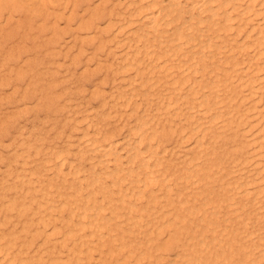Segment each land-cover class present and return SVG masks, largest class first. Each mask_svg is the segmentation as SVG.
Segmentation results:
<instances>
[{"label":"bare ground","instance_id":"bare-ground-1","mask_svg":"<svg viewBox=\"0 0 264 264\" xmlns=\"http://www.w3.org/2000/svg\"><path fill=\"white\" fill-rule=\"evenodd\" d=\"M18 14L39 19L57 43L61 30L70 33L64 62L108 51L112 63L96 59L95 69L119 81L113 110L82 114L93 128L78 127L73 157L40 132L11 139V159L0 166V264H264V0H0L2 39L21 26ZM84 43L95 50L85 53ZM55 48L51 64L60 66ZM96 82L91 96L106 106ZM111 114L132 116L126 132L105 127Z\"/></svg>","mask_w":264,"mask_h":264},{"label":"rangeland","instance_id":"rangeland-1","mask_svg":"<svg viewBox=\"0 0 264 264\" xmlns=\"http://www.w3.org/2000/svg\"><path fill=\"white\" fill-rule=\"evenodd\" d=\"M18 15H20L21 16V18L22 19H24V21H26V22H22V24H21V26L20 27H17V26H15V30L13 29V27L11 26V27H9V28H7L6 30H7V33H5V35H4V37H3V39H2V37L1 36H3V35H0V61H1V57H3V54H7V52L8 51H15V55H13L14 57H13V61H12V59L9 61H7V63H5V65H1L0 64V82H1V78L2 77H4V78H6V80L9 82H7L6 80L4 81V82H1V84H0V104L2 105H0V125H3L4 126V129L2 130V131H0V132H2V133H0V144H1V146H0V150H2L3 152H1L0 151V156L3 158V160L2 159H0V166H1V169L3 170L4 168H6V163L8 162V160H10L11 159V157H10V155H11V152L13 151V148H14V145L15 144H13L12 143V141H11V139L13 140L14 138L16 139V137L18 138L19 137V135H20V132H23L25 135L23 136V137H28L27 139H29V136H31V135H33L32 137H30L31 139L33 138L34 139V137H35V135H37L38 134V132H40L41 134H43L42 135V137H44L43 138V140H44V143L47 145V146H49V147H58V148H60V147H70V154H71V157H73L74 155L72 154V153H75L77 150V148H78V141H79V139L80 138H78L79 137V135L82 133V131H81V127H87V125L89 126V122H88V120L87 119H85V118H83V115H86V113L88 112V113H91L92 111L95 113L96 111L95 110H99V108H100V110L102 109L103 111H104V113H108L109 112V110L111 111V110H113L114 109V100H116V99H114V98H112L111 99V89H113V90H115L114 88V83H116V82H118L119 81V79L118 80H116L115 82L113 81V73L112 72H107L108 70L107 69H105V67H103V69H95V67H96V62L95 61H97L98 59H101L105 64H111L112 63V61H113V56L112 55H110V54H107V53H109L108 51H106V52H101V51H97V54H96V57L95 58H90L92 61H89L90 59H87L86 58V56H83V58H82V60H81V62H79V64H71V62H70V57H68V58H66V60H65V62H64V58H65V55H64V53L66 52V50H67V48L68 47H65V44H64V42H66V41H68L69 39H70V33L65 29L64 31L66 32H68V33H64V31L63 30H61L59 33H60V35L58 34V36L56 37L57 38V40H58V43H57V41L55 42L54 41V39H51V30L50 29H48V28H44L43 30L42 29H40L39 27H38V24H39V22H40V20L39 19H37V18H34L33 20H31V18H28V20H26V18H25V16H24V14H18ZM24 16V17H23ZM1 18V20L0 21H4V17H0ZM3 18V19H2ZM31 21H30V20ZM29 22H32V26L30 27L29 26ZM58 22L60 23V26L62 27H64V25H65V20H58ZM24 23V24H23ZM26 23V24H25ZM28 23V24H27ZM37 23V24H36ZM28 25V26H27ZM17 27V28H16ZM25 27V28H24ZM30 27V28H29ZM32 27H34V28H32ZM29 28V29H28ZM33 30H32V29ZM36 28V29H35ZM18 30V32H17V30ZM29 31V34L28 33H26L27 31ZM40 29V30H39ZM25 30V31H24ZM32 30V31H31ZM15 31V32H14ZM40 31H42V33L40 32ZM13 34V35H11V33ZM33 32H37L38 33V35H36L37 33H33ZM50 32V33H49ZM10 33V34H9ZM15 33V34H14ZM18 33V34H17ZM7 34V35H6ZM8 34H9V36L11 35L13 38L11 39V36H10V38H9V36H8ZM47 34V35H46ZM14 35H16V36H14ZM34 35V36H33ZM6 36V37H5ZM19 36H20V38H19ZM22 36H24L26 39H24V37L22 38ZM34 38H33V37ZM41 37V38H39L38 39V37ZM49 38H48V37ZM62 36V37H61ZM28 37V38H27ZM31 37V38H30ZM37 37V38H36ZM43 37V38H42ZM67 37V38H66ZM7 39V42L5 41L6 39ZM22 38V39H21ZM36 38V39H35ZM46 38V39H45ZM55 38V39H56ZM60 38V39H59ZM8 39L10 40V41H8ZM18 39V40H17ZM29 39V40H28ZM44 39V40H43ZM49 39H51V40H53V41H51V40H49ZM40 41L39 42V44L41 45V43H42V41H43V43H42V48L41 47H39L40 45L38 44V41ZM46 40H49L50 42H48L47 44H45L46 43ZM2 41V42H1ZM17 41V42H16ZM45 41V42H44ZM64 41V42H63ZM16 44V47H17V49H16V47H15V45L13 44ZM110 42V43H109ZM108 43L111 45V41H109ZM25 43V44H24ZM29 43H30V45H29ZM35 44V46H34V44ZM36 43H37V45H36ZM51 43V44H50ZM53 43V44H52ZM60 43V44H59ZM8 44V45H7ZM12 44V47H10V45ZM62 44V45H61ZM4 45V46H3ZM21 45H23V46H21ZM25 45H28V46H25ZM32 45V46H31ZM45 45H46V47H45ZM70 46H72V43L71 44H69ZM6 46V47H5ZM9 48H8V47ZM31 46V47H30ZM38 46V47H37ZM44 46V47H43ZM53 46L55 47L56 46V48H57V50H58V54L56 55V60L58 59V60H60V61H62V62H64V63H62L63 64V66H57L56 64H51V60L53 59V56L52 55H50V53H49V51L53 48ZM24 47V48H23ZM49 47V48H48ZM59 47V48H58ZM83 47H84V52L85 53H88V54H90V53H92L94 50H95V48H94V46L92 45V44H88V43H84L83 44ZM5 48V49H4ZM27 48H28V50H27ZM32 48H34L35 50H32ZM38 48H40V49H38ZM55 48V49H56ZM76 48L77 47H75V46H73V48L71 47L70 48V50L72 51V52H75L76 51ZM113 48L117 51V52H119L120 51V49H121V47H115L114 45H113ZM119 48V49H118ZM11 49V50H10ZM13 49V50H12ZM19 49V50H18ZM21 49H23V50H21ZM46 49V50H45ZM63 49V50H62ZM86 49V50H85ZM88 49V50H87ZM93 49V50H92ZM3 52H2V51ZM25 50L27 51V52H25ZM30 50V52H28ZM32 50V51H31ZM44 50V51H43ZM49 50V51H48ZM21 51V52H20ZM35 51V52H34ZM60 51H62V53L61 54H59V52ZM23 52H25V53H23ZM3 53V54H2ZM31 53H33V54H31ZM36 53V54H35ZM46 53V54H45ZM48 53V54H47ZM41 54H43V55H41ZM45 54V55H44ZM104 54V55H103ZM21 55V56H20ZM26 55V56H25ZM64 57H63V56ZM92 55V54H91ZM90 55V56H91ZM97 55H99V57L97 56ZM24 56V57H23ZM30 56V57H29ZM32 56V57H31ZM38 56V57H37ZM43 56V57H42ZM58 56V57H57ZM102 56V57H101ZM107 58H106V57ZM15 57L17 58L16 60H15ZM19 57V58H18ZM29 57V58H28ZM48 57H49V59H48ZM85 57V58H84ZM110 57V58H109ZM41 58V59H40ZM44 60H43V59ZM34 59V60H33ZM37 59V60H36ZM87 59V60H86ZM97 59V60H96ZM105 59V60H104ZM108 59V60H107ZM27 60H31V61H27ZM41 60V61H40ZM94 60V61H93ZM112 60V61H111ZM38 61H40L39 63H38ZM42 61H45V64H43L44 62H42ZM47 61V62H46ZM87 61H88V63H87ZM37 62V63H36ZM50 62V63H49ZM25 63V64H24ZM42 63V64H41ZM48 63V64H47ZM94 63V64H93ZM7 64V65H6ZM9 64V65H8ZM13 64H15L14 66H13ZM22 64V65H21ZM28 64V65H27ZM37 64H40V65H38V67H37ZM89 64V66L91 67L89 70H90V75H89V78H88V76H87V78H85L84 76V78L85 79H83V77H82V75L80 76V74L82 73V69H83V67L84 66H86V65H88ZM18 65V66H17ZM30 65V66H29ZM48 65H53V67L51 68V70L49 69V67H48ZM67 65V66H66ZM93 65V66H92ZM1 66H4L3 68L1 67ZM22 66V67H21ZM33 68H32V67ZM43 66V67H42ZM54 66H55V68L57 69V67L59 68V70H57V71H55V68H54ZM8 67V68H7ZM29 67H30V69H29ZM36 67V68H35ZM67 67V68H66ZM93 67V68H92ZM14 68H16V69H14ZM21 68V69H20ZM27 68H28V70H27ZM42 68H45V69H42ZM75 68V69H74ZM6 69V70H5ZM11 69H13L12 71H10ZM23 69V70H22ZM33 69H34V71H33ZM67 69H69V70H67ZM73 69V70H72ZM80 69V70H79ZM10 71V72H8V71ZM22 72H21V71ZM27 70V71H26ZM38 72H37V71ZM41 70V71H40ZM46 70V71H45ZM53 70L55 71V72H53ZM92 70V71H91ZM94 70V71H93ZM102 70V71H101ZM19 71V73H24V74H22V76L21 77H19L18 79H19V81H18V79L16 78V73ZM53 73H52V72ZM62 71L64 72V73H62ZM70 71V72H69ZM72 71L74 72V73H72ZM78 71V72H77ZM104 71H105V73H104ZM6 72V73H5ZM14 72V73H13ZM28 73V74H26V73ZM33 72H35V73H33ZM41 73V75H40V73ZM43 72H45V75H44V73ZM46 72L48 73L47 74V76H46ZM52 73V75H50V73ZM76 72V73H75ZM80 72V73H79ZM33 73V74H32ZM95 73V74H94ZM110 73H112L111 75H110ZM4 76H3V75ZM26 74V75H25ZM36 74H38V76L36 75ZM60 74V75H59ZM68 74V75H67ZM71 74H72V77H71ZM74 74V75H73ZM92 74V75H91ZM102 74V75H101ZM107 74V75H106ZM23 75H24V78H22L23 77ZM76 75V76H75ZM94 75V76H93ZM108 75H109V77H108ZM30 76V77H29ZM32 76V77H31ZM44 78H42V77ZM60 76V77H59ZM63 76V77H62ZM79 76V77H78ZM92 76V77H91ZM99 76V77H98ZM103 76V77H102ZM105 76H107L106 77V80H105ZM110 76H112V77H110ZM14 77H15V79H14ZM27 77L29 78L28 79V81H27ZM36 77V78H35ZM38 77H40V78H38ZM58 77V78H57ZM67 77H69V78H67ZM23 79V80H21V79ZM54 78V79H53ZM67 78V80H69V81H67V80H65ZM78 78V81L80 82V84H79V82L76 80L75 81V79H77ZM96 78V79H95ZM108 78V79H107ZM9 79V80H8ZM17 79V80H16ZM50 79V80H49ZM51 79H53V80H51ZM62 79V80H61ZM66 81V82H64V80ZM86 79H88V80H90V81H88V80H86ZM95 79V80H94ZM22 82H21V81ZM32 80V81H31ZM35 82H34V81ZM44 80V81H43ZM82 80V81H81ZM94 80V81H93ZM15 81V82H14ZM39 81V82H38ZM46 81H48L49 83H47ZM97 81V82H96ZM100 81V82H99ZM106 83H105V82ZM27 82V83H26ZM51 82V83H50ZM56 83L57 85H55L54 83ZM58 82V83H57ZM61 82H63L62 84H61ZM74 82V83H73ZM76 82V83H75ZM96 82V84H97V86H99L98 88H99V92H100V94H102L103 95V93H104V95L105 96H107V97H105V99H107V101H108V103L106 104V106L105 105H103V103H104V100L101 98V97H97V96H91V92H92V90H93V88H94V83ZM4 83H5V85H4ZM16 83V84H15ZM18 83V84H17ZM28 83H31L33 86L31 87L30 85L31 84H28ZM111 85H110V84ZM19 84H20V86H19ZM41 84V85H40ZM50 84V85H49ZM73 84V85H72ZM4 85V86H3ZM18 85V86H17ZM23 85V88L21 87ZM43 85V86H42ZM49 85V86H48ZM55 85V86H54ZM63 85H64V87H63ZM68 85V86H67ZM110 85V86H109ZM25 86V87H24ZM27 86H28V89H29V91H31V92H29V91H26L25 89L27 88ZM30 86V87H29ZM39 86V87H38ZM46 86V88L44 89V87ZM67 86V87H66ZM73 86H76V87H73ZM80 86V87H79ZM88 86V87H87ZM19 89H18V88ZM41 87V88H40ZM43 87V88H42ZM49 87V88H48ZM68 87H69V89H68ZM84 87H86L85 89H84ZM108 87V88H107ZM110 87V88H109ZM15 88V89H14ZM37 88V89H36ZM51 88V89H50ZM71 88V89H70ZM76 88H77V90H80V91H77L76 90ZM7 89H8V91H7ZM17 89H18V91H17ZM27 89V90H28ZM42 89V90H41ZM44 89V90H43ZM54 91H53V90ZM55 89H57V90H55ZM68 89V90H67ZM74 89H75V91H74ZM82 89H84V91L85 90H87V91H83ZM89 89V90H88ZM2 90V91H1ZM5 92H4V91ZM10 90V91H9ZM39 90H41V91H39ZM47 90V91H46ZM49 90V91H48ZM64 90V91H63ZM112 90V91H113ZM12 91V92H11ZM17 91V92H16ZM25 91H26V93H25ZM37 91V92H36ZM66 91V92H65ZM49 92V93H48ZM61 92V93H60ZM68 92H69V95H68ZM78 92V93H77ZM84 92V93H83ZM103 92V93H102ZM9 93V94H8ZM14 93V94H13ZM36 93V94H35ZM39 93H43V97H41V94L39 95ZM45 93V94H44ZM50 93H52L53 95H54V97H52L53 95H51ZM59 93V94H58ZM10 94H12V95H10ZM25 94H26V96H25ZM35 94V95H34ZM64 96H63V95ZM84 94H86L85 96H84ZM8 95V96H7ZM18 95V96H17ZM24 95V96H23ZM29 95H31V96H29ZM36 95H38V96H36ZM45 95V96H44ZM50 97H49V96ZM68 95V96H67ZM103 95V96H104ZM3 96L6 98V100H4L5 98H3ZM15 96V97H14ZM73 96V97H72ZM83 96V97H82ZM90 96V97H89ZM22 97V98H21ZM25 97V98H24ZM26 97H27V100H26ZM28 97H30L31 99H32V101H31V99L30 98H28ZM59 97V98H58ZM69 97V98H68ZM87 97V98H86ZM92 97V98H91ZM110 97V98H109ZM8 98V99H7ZM15 98H19L18 100H19V102H18V100L16 99L15 100ZM41 98V99H40ZM49 98V99H48ZM66 98H67V101H66ZM74 98V99H73ZM76 98H78V99H76ZM82 98V99H81ZM14 100V102H13V100ZM24 100V102H22L23 100ZM30 99V100H29ZM37 99H38V101H37ZM47 99V100H46ZM52 99V100H51ZM57 99V100H56ZM60 99V100H59ZM72 99V100H71ZM84 99V100H83ZM88 99H89V101H88ZM138 99H141V97L140 96H138ZM4 100V101H3ZM11 100V101H10ZM29 100V101H28ZM44 100H46V101H44ZM51 100V101H50ZM54 100V101H53ZM68 100L70 101L69 103H68ZM77 100V101H76ZM35 101V102H34ZM41 101V102H40ZM50 103H49V102ZM52 101H53V104H52ZM55 101H57V102H55ZM61 101V102H60ZM79 101V102H78ZM84 103H83V102ZM110 101H112V102H110ZM7 102V103H6ZM9 102V103H8ZM44 102V103H43ZM48 102V103H47ZM74 102H76L75 104H74ZM85 102H87V105H86V103ZM91 104H90V103ZM5 103H6V105H5ZM26 103V104H25ZM31 103V104H30ZM37 103H38V105L39 104H41L40 106V108H37V107H39L38 105H37ZM4 104V105H3ZM28 104V105H27ZM33 104H34V106H33ZM46 104V105H45ZM48 104H49V106H51V107H49L48 108ZM53 106H52V105ZM60 104H62V105H60ZM69 104V105H68ZM77 104V105H76ZM81 104L82 105H84V106H81ZM95 104V106H93ZM109 104V105H108ZM113 104V105H112ZM18 105V106H17ZM25 107H24V106ZM32 105V106H31ZM43 105H45L44 107H42ZM55 105L57 106V107H55ZM62 107V109L64 108V110H62L61 108H59L60 106ZM111 105V106H110ZM7 106V107H6ZM13 106V107H12ZM29 106V107H31L30 109H29V107L27 108V107ZM70 106V107H69ZM72 106V107H71ZM75 106H77V107H75ZM90 106V107H89ZM103 106V107H102ZM20 107V108H19ZM33 107V108H32ZM53 107V108H52ZM69 107V108H68ZM74 107V108H73ZM80 107H82V108H80ZM96 107H97V109H96ZM109 107H110V109H109ZM41 108H42V112H40L41 111ZM45 108V109H44ZM86 108V109H85ZM113 108V109H112ZM125 108H129V107H125ZM141 108V107H140ZM12 109V110H11ZM16 109H17V111H16ZM26 109V110H25ZM33 111H32V110ZM36 109H38V110H36ZM48 109V110H47ZM61 109V110H60ZM68 109H70V110H68ZM80 109V110H79ZM95 109V110H94ZM4 110V111H3ZM27 110L28 111H30L31 110V112H28V114H27ZM76 110V111H75ZM78 110V111H77ZM89 110L91 111V112H89ZM106 110V111H105ZM11 111V112H10ZM21 111H22V113H21ZM24 111V112H23ZM36 111V112H35ZM38 111V112H37ZM53 111V112H52ZM73 111H75L74 113H73ZM79 111H81V112H79ZM85 111H87V112H85ZM5 112V113H4ZM33 112V113H32ZM46 114H45V113ZM50 114H49V113ZM61 112V113H60ZM65 112V113H64ZM70 112V113H69ZM72 112V113H71ZM85 112V113H84ZM92 112V113H93ZM20 113V114H19ZM35 113L37 114V116L35 115ZM48 113V114H47ZM53 113H55V114H53ZM76 113H78V114H76ZM2 114V115H1ZM4 114V115H3ZM25 114V115H24ZM52 114V115H51ZM62 114V115H61ZM74 114V115H73ZM83 114V115H82ZM13 115V116H12ZM22 115V116H21ZM24 115V116H23ZM50 115V116H49ZM112 115V114H111ZM123 115V114H122ZM122 115H117V116H113L112 115V118H110V116H108L107 117V121L105 122V127H107V128H112V127H119V129H118V132L117 133H120V132H126V130H127V124H126V122H128V121H132V119L133 118H129V116L130 117H132L131 115H127V114H124L123 116ZM10 116V117H9ZM34 116V117H33ZM40 116V117H39ZM46 116H47V118H46ZM56 116V117H55ZM61 116V117H60ZM73 116H74V118H73ZM75 116H76V118H75ZM77 116H79V117H77ZM82 116V117H81ZM7 117V118H6ZM22 117V118H21ZM24 117V118H23ZM25 117H26V119H25ZM29 117V118H28ZM33 117V118H32ZM45 117V118H44ZM52 117V119H50ZM60 117V118H59ZM67 117V118H66ZM70 117V119H68ZM80 117H81V119H83V121H81V119H80ZM120 117V118H119ZM122 117V118H121ZM125 117V118H124ZM17 118V119H16ZM41 118V119H40ZM42 118H43V120L44 119H46V120H44V124H42L43 123V120H42ZM109 118V119H108ZM116 118H117V120H116ZM37 119H39V120H37ZM53 119H55V120H53ZM62 119V120H61ZM115 119V120H114ZM123 121H121V120ZM16 120H18V121H16ZM20 120V121H19ZM36 120V121H35ZM47 120H49V121H47ZM67 120V121H66ZM119 120V121H118ZM128 120V121H127ZM11 121V122H10ZM12 121H14V122H12ZM28 121V122H27ZM34 121V123H32ZM39 121V122H38ZM49 123H47V122ZM80 121V122H79ZM125 121V122H124ZM18 122H20V123H18ZM36 122V123H35ZM64 122V123H63ZM113 122H116L115 124L113 123ZM8 123H10V124H8ZM39 125H38V124ZM58 123V124H57ZM68 123V124H67ZM79 123V124H78ZM82 125H81V124ZM20 124V125H19ZM55 124V125H54ZM60 124V125H59ZM62 124V125H61ZM66 124V125H65ZM76 125L77 124V126H73V125ZM106 124H107V126H106ZM110 124H112V125H110ZM118 124V125H117ZM10 125H12V127H10ZM15 125V126H14ZM17 125V126H16ZM54 125V126H53ZM58 125V126H57ZM65 125V126H64ZM81 125V126H80ZM114 125V126H113ZM126 125V126H125ZM8 126V127H7ZM27 126V127H26ZM29 126V127H28ZM112 126V127H111ZM123 126H124V128H123ZM7 127V128H6ZM17 127V128H16ZM20 127V128H19ZM54 127V128H53ZM58 127V128H57ZM81 128L80 130H78L79 128ZM8 128H9V130H8ZM27 128V129H26ZM30 128V129H29ZM36 128V129H35ZM45 129V131H44V129ZM50 130H49V129ZM62 128V129H61ZM92 128L93 127H91V126H89V129L90 130H92ZM121 128V129H120ZM18 129V130H17ZM20 129V130H19ZM23 129V130H22ZM65 130V132L64 131H62V130ZM69 129V130H68ZM29 130V131H28ZM49 130V131H48ZM52 130V131H51ZM54 130V131H53ZM58 130V131H57ZM121 130V131H120ZM125 130V131H124ZM12 131H14V132H12ZM32 131V132H31ZM34 131H36V132H34ZM43 132H45V134H47V135H45ZM38 134V135H41V134ZM51 133V134H50ZM57 133V134H56ZM60 133V134H59ZM77 133V134H76ZM115 134V136L117 135V137L116 138H120L122 135H118V134ZM18 136H17V135ZM29 134V135H28ZM52 135V136H50V135ZM65 134L67 135V136H65ZM11 135H13V136H11ZM28 135V136H27ZM58 135V137H56ZM7 136V137H6ZM47 136V137H46ZM56 138H55V137ZM64 136V137H63ZM74 136V137H73ZM6 137V138H5ZM11 137V138H10ZM53 137L57 140V141H55V139H53ZM61 137H63V138H61ZM67 137V138H66ZM70 139H69V138ZM73 140H72V139ZM3 139L5 140V141H3ZM8 139V140H7ZM52 139V140H51ZM51 140V141H50ZM54 142V143H53ZM62 142H65V143H67L66 145H65V143H62ZM70 144H69V143ZM75 142H76V145H75ZM8 143V144H7ZM56 143V144H55ZM72 143V144H71ZM189 143H190V141L188 142H186L185 141V143H183V145H184V147H186V146H188L189 145ZM6 146H5V145ZM52 144V145H51ZM59 144V145H58ZM74 144V145H73ZM7 145H10L9 147H8V150H7ZM12 145V146H11ZM56 145V146H55ZM58 145V146H57ZM69 145V146H68ZM72 145V146H71ZM4 147V148H3ZM13 147V148H12ZM76 147V148H75ZM6 148V149H5ZM9 149H11V150H9ZM72 149V150H71ZM6 150V151H5ZM8 156H7V155ZM6 155V156H5ZM4 157H7V158H4ZM7 159V160H6ZM33 159V158H32ZM31 159V160H32ZM4 161V162H3ZM89 161H86V163H88ZM13 165H14V163H12ZM4 165V166H3ZM50 173H51V171H50ZM0 190H1V188H0Z\"/></svg>","mask_w":264,"mask_h":264}]
</instances>
